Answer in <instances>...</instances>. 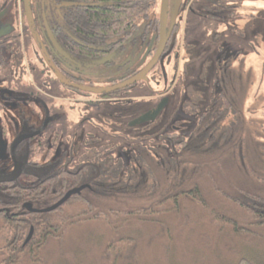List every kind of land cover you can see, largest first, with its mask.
Returning <instances> with one entry per match:
<instances>
[{"label": "rangeland", "instance_id": "374dc122", "mask_svg": "<svg viewBox=\"0 0 264 264\" xmlns=\"http://www.w3.org/2000/svg\"><path fill=\"white\" fill-rule=\"evenodd\" d=\"M239 1L244 6L248 3V8L242 14L235 13L227 22L216 15L199 20L189 19V48L186 52L180 51L178 59L171 56L161 63L164 77L157 79L151 73L146 81L136 83L127 93L121 94V99L113 95L111 99L97 102L69 89L62 94L55 84H49V88L40 85L27 65L32 35L22 11L20 14L10 6L0 16V48L5 45L7 52L4 57L7 63L4 84L18 89L21 80L33 83L34 87L48 95L57 96L54 102L51 101L49 110L56 115L58 124L51 123L43 133V136L56 133L54 142H50V138L43 140V148L52 149L51 157L70 150L76 156L86 148L107 145L111 153L125 163L126 153L131 150L132 144L156 147L164 143L159 138L161 133L175 132L181 138L184 129L188 133L192 127L189 120L194 117L186 114L184 103L188 104L190 90L195 92V89L204 96L199 112L204 111L207 99L226 89V97L234 103L238 122L241 123L235 134L237 139L235 136L226 138L201 152L183 153V159L190 163H184L177 170L179 179L175 182L180 181V186L173 190L197 186L202 193L198 201H190L181 194L175 203L165 202L166 192L172 191L174 185H165V182L160 187L163 192L159 194L154 189L155 193L150 197V201L156 202L144 205L153 211H135L142 208L138 202L126 207L127 203L118 199L109 204L103 201V206L113 205L131 212L119 211L105 218L71 226L64 235L43 241L36 251L6 249L3 253L0 250V259L4 260L0 264H231V259L238 254L264 264V224L257 223L229 203L217 201L213 192V189H218L231 194V186L233 189L257 192L264 189V186L255 189V181L242 170L236 171L231 164L233 159L239 161L241 157L232 151L235 142L245 146L254 137L264 145V0L234 2L237 4ZM173 6L174 0H168L167 25ZM2 7L0 2V11L5 8ZM159 8L160 0L150 10V18L159 16ZM137 25L133 41H127L124 49L113 58L115 65H122V69L92 68L83 77L86 84L90 83L93 88L107 87L111 78L144 66L146 19L138 20ZM18 59L20 62L16 69L21 73L16 79L13 77V65ZM29 59L34 63L33 57ZM226 72L231 81L227 88ZM165 88H170L168 102L157 119L134 129L128 127L130 120L157 106L160 100L155 93ZM9 107L13 108L12 104ZM227 115H233V111ZM81 118L86 122L79 124ZM148 135H152L150 140L143 137ZM136 137L139 138L137 141ZM130 138L135 139L131 141ZM165 144L168 145V142ZM244 157L248 160L247 152ZM149 160L155 164L159 162L158 157ZM154 176L157 184L162 181L164 172L156 169ZM156 186L159 188V184ZM200 201L207 205L203 206ZM206 208L222 212L221 218L215 219L219 224L210 220L211 214L206 213ZM226 216L239 223L241 232H235L221 222ZM6 241V232L0 225V247L7 245Z\"/></svg>", "mask_w": 264, "mask_h": 264}, {"label": "trees", "instance_id": "16d2710c", "mask_svg": "<svg viewBox=\"0 0 264 264\" xmlns=\"http://www.w3.org/2000/svg\"><path fill=\"white\" fill-rule=\"evenodd\" d=\"M55 1L57 3L63 2V9H61L65 12L63 25L67 26L73 45L69 47L67 40H63V42L67 49L79 59H89L92 56L101 54V49L106 47V44L115 37L119 41L111 46L116 49L118 44H122L123 40L132 35V32L137 28L136 22L139 19L149 18V11L157 2V0ZM230 102L229 110L233 111V115L226 114V117H222L219 113L214 116L217 122L213 118L206 120L207 123L204 126H211L210 129L192 134L187 133L184 142L183 137L180 138L177 133L173 132L159 134V138L164 143L156 147H143L132 144L130 145L131 150L126 153L127 161L125 164L118 158L116 160L105 159L104 165L102 163L95 164L97 169L99 168L100 173L98 175L92 167V163L81 162L69 168L66 166L67 163L58 164L55 167L54 164L46 161L43 163V173L40 178L27 179L24 185L17 181L10 183L7 187L0 188V222L2 224L1 228L7 236V245L1 246L0 250L3 253L6 249L8 251L14 249L28 252L36 251L43 241L58 235H64L71 226L83 224L92 219L105 218L109 214L114 215L115 212L119 211L130 213L131 211H127L128 209L125 208L132 202H138L142 205V208H138L140 210L135 211L142 210V213L148 210L153 211L151 208H145L144 205L156 202L150 201V197L154 195L155 190L159 194L163 192L160 188L163 182H165V185L174 184L172 191L166 192L165 202L175 203L177 196H181V194H184L190 201H198L202 193L197 186H189L184 189H179V187L178 191L173 190L180 186V181L175 182L179 179L176 172L184 163H190L183 159V153L201 152L213 143L220 144L226 138L231 139L235 136L241 123L238 122L234 103ZM143 137L150 140L152 135ZM134 139H131V141ZM138 139L136 137L135 140ZM235 139H237V135ZM251 139L253 141L248 142L245 145L246 147L235 142L231 147L232 151L237 152L241 157L239 161H236V158L233 159L231 164L233 163V168L236 171L242 170L252 178L255 181L253 186L257 189L258 186H264V145L254 137ZM165 142H168V145ZM194 142H197V144L194 145ZM162 150L167 151V153H164L166 162L161 159L163 156ZM50 151V149L46 150L45 154L51 155ZM245 152H247L248 160L251 159L249 162L244 157ZM137 154L143 157L154 155L153 158L159 155L160 159L158 164L147 160L135 162L132 155ZM156 169L164 172L162 181L157 183L160 189L156 186L154 176V170ZM80 184H88L91 190H83L80 194L71 196L64 204L51 212L34 213L23 207L24 203H28L33 208L51 206L67 190ZM231 190V194L218 189H213V192L216 193L217 201L229 203L257 223L264 224V189L257 192L256 190L233 189L231 186ZM113 199H118L119 202L124 204L127 203L125 210L113 207V205H102L103 201L109 204ZM200 202L203 206L207 205L204 201ZM3 206H6L7 210H1ZM205 211L206 213L210 212L211 221L219 224L215 219L221 218L220 213L222 212L220 210L215 212L213 209L206 208ZM221 222L231 227L235 232H241L240 225L235 219L227 217ZM30 226L33 227L32 237L27 245L21 247ZM10 244H13V246ZM2 261L4 260L0 259V263ZM231 264L261 263L246 255L238 254L231 259Z\"/></svg>", "mask_w": 264, "mask_h": 264}, {"label": "flooded vegetation", "instance_id": "af4514ba", "mask_svg": "<svg viewBox=\"0 0 264 264\" xmlns=\"http://www.w3.org/2000/svg\"><path fill=\"white\" fill-rule=\"evenodd\" d=\"M234 1L235 0H174L171 20L169 25H167V0L162 50L158 58L156 59L154 66L143 76V78L128 83L148 65L158 49L160 42V0L159 16L150 18L149 15V18L146 19L144 35H146L145 43L147 45V50L145 53L146 62L144 66H142V68H140L139 70H127V72H125L124 74H119L117 75V77L111 78L110 84L107 87L102 88H93L90 83L86 84L83 79L84 75L89 73L88 71H90L92 68H97L98 66L113 68L115 67L117 71H120L122 69V65L116 66L113 58L116 53L121 52L124 49V45L127 41H133L132 35L137 28L132 32V35L128 39L123 40L122 44H118V47L116 49H114V47L111 45L119 41L117 37L111 39L106 44V47L101 49V54L92 56L89 59H79L67 49L63 42V40H67L69 47L73 45L71 42L72 37H69L68 34V28L67 26L63 25V23L65 22V12L61 10L63 9V2L57 3V1L55 0H27L25 4L24 0H0V2L3 4V7H5L2 11H0V14L2 15L10 6H12L14 10L16 12H19L20 14L22 11L25 17V21L27 20L28 29L30 30V33L32 35L31 44L28 49V56L29 58L33 57L34 63L28 58L27 65L33 72V78L39 80L40 85L49 88V84H55L58 86L56 87L57 89L59 88L58 90L62 94H66V89H69L71 90V92L74 91L77 95L92 97V100L97 102L99 100L111 99L113 95H118L119 97L116 96V99H121V94L127 93L129 89L136 83L146 81L149 74L151 73H154L155 76L153 77L157 79H161L162 77H164L161 63L167 57L171 56H174L176 59H178L180 57V51L186 52V50L189 48V44L187 42L189 19L195 18L199 20L216 15L221 19V21L224 20L227 22L229 20H232V16L235 13L242 14L244 12L243 10H246L248 8V3L247 6H244L240 4V1L237 4H235ZM10 2L11 4L9 5ZM157 3L158 0L155 6H157ZM149 31L151 32V36L148 35ZM5 49V45L0 48V177L8 176L13 171L15 164H19L20 173L12 181H1L0 188L4 186L7 187L10 183H15L17 181L20 184L24 185L27 179L37 177L40 178L43 173V163H45L46 161L54 164L55 167L58 164L67 163L68 165L66 164V166H68L69 168H72L81 162L92 163V167L96 170L95 172L98 175L100 173L99 168L97 169L95 164L102 163L104 165L105 159L116 160L118 158L113 155V153H111V148L107 145L86 148L81 154L76 156H74L73 150L62 152L55 157H51L52 149H50L51 155L45 154V151L48 149L43 148V140H45V138H50V142H54L56 136V133L49 136H43V133L45 131L44 129H46L48 125L56 122L57 117L56 115H53L52 111L49 110V107L52 104L51 101L54 102V100L57 99V96H52L51 94L48 95L40 88L39 90L34 87L35 85L33 83L30 84L29 82L25 81L22 82L21 80L19 82L21 86L18 89L9 87V85L6 86L3 81V79L5 78V66L7 64L6 60L4 59V57L7 56V52ZM16 61L17 62H14L13 65V77L17 79L19 78L18 75L21 73V70L19 71L18 69H16V66L20 62L19 59ZM226 75L227 77L225 78L227 88V85H229L231 81L227 72ZM157 82L158 81H155L154 83ZM70 85L102 90L100 92H90L72 87ZM118 85L123 86L111 91H106V89L113 88ZM169 89L170 88L157 90L155 93L156 98H158L160 101L166 98L168 102L167 92ZM219 91V95L215 94L213 97H211L210 100L207 99L208 102L204 107V111L199 112L198 110L201 108L199 104L201 105V100L204 99V96L201 94V92H197L196 89L195 92L193 90H190V98L188 97V99L191 100L188 102V104L184 103V109L187 112L186 114L194 117L189 120L192 123V127L189 129L188 133L192 134L195 132H201V130H208L211 126H204V124H206L207 122L203 123V120H208L210 118L215 119L214 116H217V114L219 113L222 115V117H226L225 113H229V106L231 102L226 97L227 91L226 89ZM196 93H199V95H196ZM10 104H12L13 108L9 107ZM154 108L148 111L154 110ZM148 111L142 114H145ZM160 113L152 121H144L139 124L130 125V123L135 118L142 115L140 114L139 116L130 120L127 126L134 129L142 124L153 123L160 115ZM215 121L217 122L216 119ZM84 122H86V119L84 118H81L79 120V124ZM186 131L187 130L184 129V134L182 135L183 142L185 141V137L187 134ZM10 136H12V138H10ZM20 137L21 139L19 140ZM196 144L197 142H194V145ZM90 150H92V152H90ZM162 151L163 156L161 157V159L166 162L164 153H167V151ZM140 157L141 155L138 154L132 155L133 161L135 162L139 161L138 159L143 161H150L149 158H153L154 155L147 157L142 156V159ZM156 157L160 159L159 155H156ZM120 161L122 162L121 159ZM79 186H84V188L77 194H80L83 190H91L88 184H80L76 187ZM29 207L31 206L29 205ZM1 210H7V207L3 206ZM0 225H2L1 222ZM23 242L21 244V247L27 245L29 241L25 245H23ZM10 245L13 246V244Z\"/></svg>", "mask_w": 264, "mask_h": 264}, {"label": "water", "instance_id": "95a60500", "mask_svg": "<svg viewBox=\"0 0 264 264\" xmlns=\"http://www.w3.org/2000/svg\"><path fill=\"white\" fill-rule=\"evenodd\" d=\"M25 4L27 2V0H24ZM166 6H167V0H161V9H160V16H159V36H160V42H159V46L158 49L154 55V57L151 59V61L148 63V65L134 78H132L128 83L130 82H134L139 80L140 78H143V76L154 66L156 59L158 58L161 50H162V45H163V35H164V25H165V13H166ZM1 15V14H0ZM72 87L81 89V90H85V91H90V92H100L102 89H91V88H86V87H80V86H74V85H70ZM123 85H118L115 86L113 88H108L106 89V91H111L117 88L122 87ZM167 103V99L164 98L163 100H161L159 102V104L154 108V110L148 111L145 114L140 115L139 117L135 118L130 125H135V124H139L142 123L144 121H152L156 118V116L160 113V111L162 110V108L164 107V105ZM25 137H29V136H25ZM21 139V137L19 138V140ZM18 140V141H19ZM20 173V168H19V164H15L14 165V169L13 171L6 177H0V182L1 181H12L14 180ZM84 188V186H79L73 189L68 190L55 204L47 207V208H43V209H34L29 207L28 204H24V207L29 211V212H34V213H44V212H50L55 210L56 208H58L60 205H62L64 202H66L71 196L79 193L82 189ZM32 236V227H30V230L26 236V238L24 239L23 245H25L31 238Z\"/></svg>", "mask_w": 264, "mask_h": 264}, {"label": "bare ground", "instance_id": "6f19581e", "mask_svg": "<svg viewBox=\"0 0 264 264\" xmlns=\"http://www.w3.org/2000/svg\"><path fill=\"white\" fill-rule=\"evenodd\" d=\"M201 112V111H200ZM192 115H194V114H192ZM198 115V114H197ZM114 128V127H113ZM99 133V132H98ZM97 134V133H96ZM100 143V142H99ZM106 143V142H105ZM98 144V143H97ZM96 145V144H95Z\"/></svg>", "mask_w": 264, "mask_h": 264}]
</instances>
